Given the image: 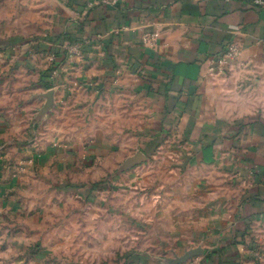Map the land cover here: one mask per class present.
Here are the masks:
<instances>
[{
	"label": "crops",
	"instance_id": "obj_1",
	"mask_svg": "<svg viewBox=\"0 0 264 264\" xmlns=\"http://www.w3.org/2000/svg\"><path fill=\"white\" fill-rule=\"evenodd\" d=\"M191 250L264 264V4L0 0V264Z\"/></svg>",
	"mask_w": 264,
	"mask_h": 264
},
{
	"label": "built area",
	"instance_id": "obj_2",
	"mask_svg": "<svg viewBox=\"0 0 264 264\" xmlns=\"http://www.w3.org/2000/svg\"><path fill=\"white\" fill-rule=\"evenodd\" d=\"M257 3L264 4L261 0H257ZM81 50V45L77 44L75 46H70L68 48L69 57H74L75 55H79ZM242 55L243 49L242 47L233 42L229 44L225 49H223L216 57L213 66L210 68L211 72L223 73L227 67L239 63L242 64ZM185 264H203V258L201 256H195L192 258H188L185 261Z\"/></svg>",
	"mask_w": 264,
	"mask_h": 264
},
{
	"label": "water",
	"instance_id": "obj_3",
	"mask_svg": "<svg viewBox=\"0 0 264 264\" xmlns=\"http://www.w3.org/2000/svg\"><path fill=\"white\" fill-rule=\"evenodd\" d=\"M194 254H199V253L198 252L196 253V251L191 250L187 252V254L183 256L180 260H178V262L186 261L189 257L193 256Z\"/></svg>",
	"mask_w": 264,
	"mask_h": 264
}]
</instances>
